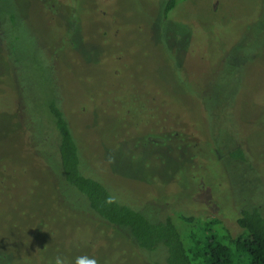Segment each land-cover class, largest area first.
<instances>
[{"label":"rangeland","instance_id":"1","mask_svg":"<svg viewBox=\"0 0 264 264\" xmlns=\"http://www.w3.org/2000/svg\"><path fill=\"white\" fill-rule=\"evenodd\" d=\"M163 4L0 0V264H165L60 203L52 104L130 203L215 217L230 236L239 209L264 217V0Z\"/></svg>","mask_w":264,"mask_h":264},{"label":"trees","instance_id":"2","mask_svg":"<svg viewBox=\"0 0 264 264\" xmlns=\"http://www.w3.org/2000/svg\"><path fill=\"white\" fill-rule=\"evenodd\" d=\"M163 2L166 13L176 0ZM49 112L59 139V175L54 181L61 190L60 203L84 205L96 219L124 230L138 249H163L165 264H264V217L258 207L239 209L236 223L241 232L235 236H230L215 217L156 216L145 203H130L119 195L103 179L112 177L88 164L80 153L71 119L66 117L71 114L55 104L49 105ZM109 198L112 203H108Z\"/></svg>","mask_w":264,"mask_h":264},{"label":"clouds","instance_id":"3","mask_svg":"<svg viewBox=\"0 0 264 264\" xmlns=\"http://www.w3.org/2000/svg\"><path fill=\"white\" fill-rule=\"evenodd\" d=\"M112 202L113 200L109 198L108 203ZM51 264H99V262L94 256L77 255L69 258L67 256L57 255L53 258Z\"/></svg>","mask_w":264,"mask_h":264}]
</instances>
